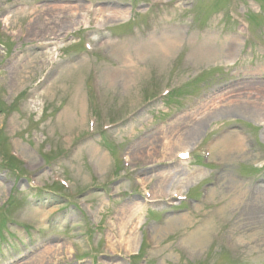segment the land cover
Instances as JSON below:
<instances>
[{
	"label": "rangeland",
	"instance_id": "rangeland-1",
	"mask_svg": "<svg viewBox=\"0 0 264 264\" xmlns=\"http://www.w3.org/2000/svg\"><path fill=\"white\" fill-rule=\"evenodd\" d=\"M0 264H264V0H0Z\"/></svg>",
	"mask_w": 264,
	"mask_h": 264
},
{
	"label": "bare ground",
	"instance_id": "bare-ground-1",
	"mask_svg": "<svg viewBox=\"0 0 264 264\" xmlns=\"http://www.w3.org/2000/svg\"><path fill=\"white\" fill-rule=\"evenodd\" d=\"M99 15H100V16L102 15V14H101V11H100ZM231 137H232V136H231ZM231 140H232V139H230V137H229L228 139H226V140L224 141V143L232 144V142L230 143ZM137 211H138L137 213H139L140 210L137 209ZM137 213H136V214H137ZM137 217H139V214H138ZM123 236H125V234H123ZM123 236H122V237H123ZM128 238H129V237H128ZM130 239H132V240L135 239L133 233L131 234ZM124 241H126V242H125L126 244H127V243H131V242L128 241V240H124ZM129 246H130V245H129Z\"/></svg>",
	"mask_w": 264,
	"mask_h": 264
}]
</instances>
